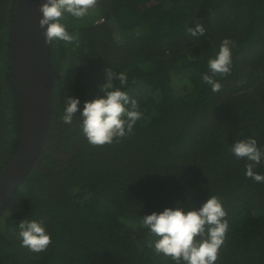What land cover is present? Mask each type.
I'll return each mask as SVG.
<instances>
[{
	"label": "trees",
	"instance_id": "obj_1",
	"mask_svg": "<svg viewBox=\"0 0 264 264\" xmlns=\"http://www.w3.org/2000/svg\"><path fill=\"white\" fill-rule=\"evenodd\" d=\"M17 0H0V172L16 155L22 106L12 67ZM73 43L51 47L53 114L46 147L0 213V264H174L149 247L144 215L199 208L216 195L229 231L216 264H264V183L245 176L231 144L264 149V0H97L67 17ZM202 24L205 35L187 27ZM231 74L212 92L202 76L225 39ZM106 69L128 75L143 119L131 134L90 145L61 120L67 95L94 99ZM256 170L264 174V163ZM42 218L52 243L21 246V220Z\"/></svg>",
	"mask_w": 264,
	"mask_h": 264
},
{
	"label": "clouds",
	"instance_id": "obj_2",
	"mask_svg": "<svg viewBox=\"0 0 264 264\" xmlns=\"http://www.w3.org/2000/svg\"><path fill=\"white\" fill-rule=\"evenodd\" d=\"M97 0H44L40 4L39 25L44 29L45 43L54 41L73 43L78 36L69 32L67 17L82 20L96 7ZM191 37H202L206 29L196 23L187 27ZM235 41L225 38L216 55L208 60V72L202 76L203 82L212 92H219L222 84L217 76L231 74ZM106 80L99 86V92L92 100L84 101L81 108L79 97L67 95L63 123L78 126L87 142L93 146H104L118 142L131 134L144 113L136 99L126 89L129 85L125 71L106 69ZM231 153L238 159L247 161L245 176L257 183H264V174L256 170L264 163V149L255 137L236 140L230 146ZM223 201L216 195L209 198L197 209L186 211L180 202L176 207H166L163 211L144 215L141 224L153 237L149 247L157 254L170 257L174 264H216L229 231V220ZM17 236L21 246L40 253L52 243V234L42 218L20 221Z\"/></svg>",
	"mask_w": 264,
	"mask_h": 264
},
{
	"label": "water",
	"instance_id": "obj_3",
	"mask_svg": "<svg viewBox=\"0 0 264 264\" xmlns=\"http://www.w3.org/2000/svg\"><path fill=\"white\" fill-rule=\"evenodd\" d=\"M44 0H17L12 31V67L22 106L20 147L0 172V213L37 165L46 147L53 114L51 47L40 28Z\"/></svg>",
	"mask_w": 264,
	"mask_h": 264
}]
</instances>
